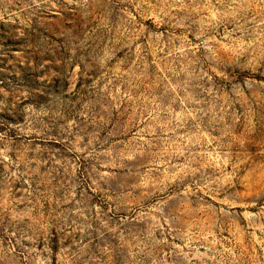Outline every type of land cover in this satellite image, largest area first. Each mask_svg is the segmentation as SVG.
I'll return each instance as SVG.
<instances>
[{
  "label": "rangeland",
  "instance_id": "rangeland-1",
  "mask_svg": "<svg viewBox=\"0 0 264 264\" xmlns=\"http://www.w3.org/2000/svg\"><path fill=\"white\" fill-rule=\"evenodd\" d=\"M0 264H264V0H0Z\"/></svg>",
  "mask_w": 264,
  "mask_h": 264
}]
</instances>
